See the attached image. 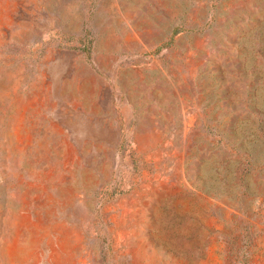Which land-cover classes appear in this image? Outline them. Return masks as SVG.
Here are the masks:
<instances>
[{"label":"rangeland","instance_id":"rangeland-1","mask_svg":"<svg viewBox=\"0 0 264 264\" xmlns=\"http://www.w3.org/2000/svg\"><path fill=\"white\" fill-rule=\"evenodd\" d=\"M0 264H264V0H0Z\"/></svg>","mask_w":264,"mask_h":264}]
</instances>
